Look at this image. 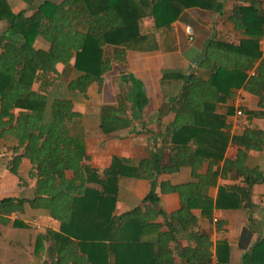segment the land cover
Here are the masks:
<instances>
[{
	"label": "trees",
	"instance_id": "1",
	"mask_svg": "<svg viewBox=\"0 0 264 264\" xmlns=\"http://www.w3.org/2000/svg\"><path fill=\"white\" fill-rule=\"evenodd\" d=\"M20 1L26 9L13 13L9 2L0 0V24H5L0 27V142L16 141L8 148L5 167L18 177L26 160L31 168L20 182L34 184L28 199H0V264L24 253L27 225L21 216L27 207L43 211L59 224L57 231L47 229L35 236L31 255L45 257L41 264H173L182 241L186 243L180 251L182 264H210L212 242L207 233L194 230L193 211L199 210L209 221L215 210L245 209L252 214V188L264 181L256 167L247 166L249 151L264 152V131L249 125L231 137L227 117L233 110L218 111L240 88L259 98L264 94L261 6L259 10L254 0H235L227 21L243 31L239 43L213 37L206 41V57L198 67L186 74L162 71L161 82L178 80L182 85L157 111L159 117L170 119L158 124L153 150L135 162L113 156L100 172L85 164L81 114L73 110V102L55 98L48 109L46 90L57 74L56 66L64 67L63 74L77 73L67 91L83 96L90 85L101 87L104 75L118 68L128 91L99 112V130L110 135L129 125L124 118L127 111L135 119L148 104L141 83L125 75L128 52L156 50L155 32L168 30L188 9L211 11L218 21L224 4L220 0ZM146 18L152 19V30L143 31ZM37 40L45 47H37ZM36 83L38 91L33 89ZM230 143L242 149L227 160L224 154ZM184 167L190 169V181L177 185L157 181L158 176L179 173ZM232 171L243 184L219 185L213 200L210 188ZM67 172L72 174L69 179ZM120 178L146 180L150 190L138 206L116 215ZM158 188L163 194L178 195L177 211L164 213ZM222 225L216 222L217 232ZM254 233L251 223L241 232L242 264H264V231L251 244ZM230 255L227 241L217 240L216 264H229Z\"/></svg>",
	"mask_w": 264,
	"mask_h": 264
},
{
	"label": "crops",
	"instance_id": "2",
	"mask_svg": "<svg viewBox=\"0 0 264 264\" xmlns=\"http://www.w3.org/2000/svg\"><path fill=\"white\" fill-rule=\"evenodd\" d=\"M7 1L10 4V0ZM17 1L22 5H20L18 11H15L10 4L13 13H18L26 9V5L23 2L20 0ZM220 2L224 4V12L220 20L216 21L214 19L215 13L211 11L199 8L188 9L180 15L178 20L171 24L168 30L155 32L157 42L156 50L150 52H128L125 75L129 74L133 79L141 83L148 104L144 108L142 114L135 119L131 117V112L127 111L128 116L124 117L129 122L127 127L120 128L110 135H104L99 130L100 109L98 108L90 111V107L84 105L80 107L73 104V110L81 114V127L82 123H85L86 120H89L91 117L94 122L93 128L96 129V136L94 135V137L103 136L105 138L108 137L106 140H109L108 145L104 144L103 147L92 152V150L88 148L87 141L91 140L93 137L87 133L85 127H82L86 154L88 156V161L85 162L86 165H90L92 168L101 172L109 167L113 156L126 158L133 162L148 157L150 151L153 150L152 140L158 135V124L163 125L170 119V116L163 118L159 117L157 111L163 103H166V96L167 98L168 96H174L182 85V81L178 80L161 82L162 71L169 70L180 74L188 73L195 68L192 63L193 59L202 55L206 41L213 37L234 44L239 43V41L244 38L243 31L235 29L234 26L227 21V17L230 15L232 8L237 5V2H235V0H220ZM254 3L260 10L259 1L254 0ZM2 26L4 27L5 24H0V27ZM152 27V19H144L143 31L152 30ZM187 28L192 29V37H189L186 33ZM36 44L40 45L37 47H45V44L41 40H37ZM263 49L264 38L262 36L260 40V51H263ZM56 70L57 74L53 75L51 78L53 80L52 85L46 90V97L49 103L55 98H68L71 94H76L67 91V84L70 80L66 83L62 81L64 67L59 64L56 66ZM251 74H253V72H250V75ZM118 76L121 84L125 85L120 79L119 71ZM33 89L34 91H38L40 89L39 83L34 84ZM226 107H231L233 110V114L227 117L228 133L231 137L241 135L249 125L264 131V94L262 98H259L248 94L240 88L234 91L233 96L227 100L226 104L221 106L218 111L224 112ZM238 110L242 113L240 117L236 115ZM254 113H256L257 116L253 117L252 114ZM101 143L102 142H100V145L102 146ZM14 145H16V141L13 139L10 141L2 140L0 142V149H5L6 147ZM241 149L242 147L230 143L225 151L224 159H234L237 152ZM220 165H222V163ZM247 166L251 169L256 167L264 175V152L256 153L249 151ZM0 167L1 198H30L32 195L31 188L34 182L29 180L26 185L20 182V179L27 177L31 168L30 164L26 160L22 161L18 168V177L12 176L3 162L0 163ZM205 170L206 167L202 169V172ZM71 176V172L66 173L68 179L71 178ZM190 180V169L187 167L182 168L179 173L172 175L163 174L157 178L158 182H169L172 185L185 183ZM242 181L243 178H238L235 172L232 171L227 175L225 180H218L217 185L210 188L209 196L215 200L219 185H242ZM149 190L150 183L146 180L120 178L118 180L115 214L120 215L138 206L142 199L148 194ZM156 193L159 197V206L164 213L169 215L180 208L177 194H163L159 191V188L156 190ZM251 202L254 205L252 214L245 209L226 211L215 210L212 215V221L202 217L199 210L193 211L197 218V225L194 230L207 233L212 242L211 251L213 255L210 264H216L214 249L217 240L225 239L231 247L229 264H242L241 256L244 252V248H242L240 236L243 228L251 223V227L255 231L251 238V244L255 242L257 237L262 235L264 231V181L253 186ZM30 212L42 217L46 223L49 222L52 225L51 229L54 231L58 230L59 224L51 220L46 213L40 210H31L27 207L21 218ZM158 221H162V218H159ZM217 221L223 222L221 231L219 232L216 231ZM185 245L186 243L184 241L179 243L174 252L173 264H182L180 251ZM171 246L173 248L175 245L172 244Z\"/></svg>",
	"mask_w": 264,
	"mask_h": 264
},
{
	"label": "rangeland",
	"instance_id": "3",
	"mask_svg": "<svg viewBox=\"0 0 264 264\" xmlns=\"http://www.w3.org/2000/svg\"><path fill=\"white\" fill-rule=\"evenodd\" d=\"M53 2H57L58 0H50ZM10 4L13 7L15 11H18L20 9L19 2L17 0H10ZM29 13V12H28ZM36 46H40L39 44H36ZM77 75L76 72L72 71H65L64 76L62 77L63 82H67L71 79H73ZM64 88V87H63ZM128 91V87L121 84L119 81L118 76V68L113 67V69L105 74L104 84L103 86L99 87L97 84H92L90 87H88L86 95L83 96L81 94H71L69 99L73 102L76 106H87L90 107V111L95 109H101L104 105H112L116 103V99L119 95H125V93ZM48 104V109L50 106V103ZM90 117V116H88ZM94 122L92 121L91 117L89 120H86L85 123H82V127L87 129V133H89L90 136L93 138L89 141H87L89 150L96 151L100 149V147H103V145H108L109 140L108 137H94L96 136V129L93 128ZM100 142H102V146L100 145ZM9 147H6L5 149H0V163L3 162V164L6 162V160L10 156V152L8 151ZM1 168V167H0ZM2 197V194H0V198ZM22 220L26 222L27 229L24 231V253L23 255H20L17 253V257H10L11 259H8L9 264H41L43 260H45V257H42L40 259H36L31 255L32 247L34 244L35 236L39 233H44L47 229H51L52 225L48 222L46 223L42 217L37 216L36 214L27 213L22 217ZM32 221H38L40 223V227L38 229L34 228L31 225ZM22 258V261H21ZM7 261V262H8ZM4 262V261H3Z\"/></svg>",
	"mask_w": 264,
	"mask_h": 264
},
{
	"label": "built area",
	"instance_id": "4",
	"mask_svg": "<svg viewBox=\"0 0 264 264\" xmlns=\"http://www.w3.org/2000/svg\"><path fill=\"white\" fill-rule=\"evenodd\" d=\"M258 1H259L260 6H261V9H262L263 15H264V0H258ZM186 33L188 34L189 37H192V36H193V31H192V29H190V28H187V29H186ZM236 115H237L238 117H240V116H241V111L238 110V111L236 112ZM31 225H32L34 228H36V229H38V228L40 227V223H39L38 221H32V222H31Z\"/></svg>",
	"mask_w": 264,
	"mask_h": 264
},
{
	"label": "water",
	"instance_id": "5",
	"mask_svg": "<svg viewBox=\"0 0 264 264\" xmlns=\"http://www.w3.org/2000/svg\"><path fill=\"white\" fill-rule=\"evenodd\" d=\"M206 55L203 52L202 55L200 57H196L193 59L192 63L195 67H198L200 65V63L205 59Z\"/></svg>",
	"mask_w": 264,
	"mask_h": 264
}]
</instances>
